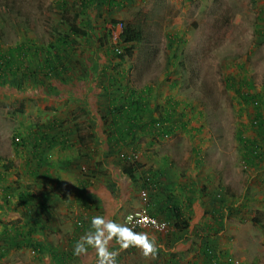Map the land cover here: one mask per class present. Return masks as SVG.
Returning <instances> with one entry per match:
<instances>
[{
	"label": "crops",
	"instance_id": "1",
	"mask_svg": "<svg viewBox=\"0 0 264 264\" xmlns=\"http://www.w3.org/2000/svg\"><path fill=\"white\" fill-rule=\"evenodd\" d=\"M128 1L72 0L71 21L85 25L81 33L86 40L75 45L83 51L81 57H68L72 47L58 40L56 46L45 50L40 62L30 60L29 69L44 70L48 80L45 82L43 76L42 80H27L29 88L36 86L32 88L36 95L33 101H27L30 106L26 114L30 117L25 114L27 120L21 118V126L17 127L24 146H0V151L5 147L11 161L8 167L0 164V264H96L97 253L92 247L79 256L73 254L75 242L90 228L91 217L102 215L125 224L126 214L140 207L165 220L170 230L163 235L135 231L155 237V254L148 256L136 246L121 249L114 238L109 248L118 252L117 264H212L211 258H218L217 250L225 249V255L228 254L226 240L234 237V232L231 241H239L241 223L236 201L230 199L234 206L229 208L220 197L217 199L234 187L233 183V187H225L226 157L217 153L221 158L216 155L215 168L209 170L198 157L209 146L200 142L191 146L187 139L156 142L167 139L164 140L160 124L156 125L161 120L153 118L160 109L151 110L154 107L146 100V90L158 95L165 82L146 86L150 84L146 81L150 74L145 69L133 72L134 79L129 81L118 69L124 68L123 59L110 62L95 58L99 47L103 48V36L98 43L88 37L98 20L95 12H103L101 18L105 21L108 17L121 20L132 7ZM130 21L138 19L131 17ZM53 53L58 55L55 68L51 67L52 58L49 59ZM28 56L27 53L25 57ZM142 63L140 67L149 64ZM16 86L21 87L20 83ZM38 87L43 88L42 92L36 91ZM163 88L166 95L169 89ZM32 104L38 105V112ZM151 112L155 113L148 117ZM162 112H168L165 117L169 121V111L164 107ZM36 114L42 117L35 120ZM257 114L255 111V117L264 125V116ZM252 134L247 133L251 144L255 143ZM191 147L193 155L189 153ZM171 148L183 150L176 154ZM120 150L124 152L119 155ZM127 162L136 163L132 179L124 170ZM142 191L147 194L146 200L141 197ZM23 193L32 194L24 207L18 201ZM8 194L7 201L4 195ZM223 205L227 210L235 208L229 212L235 221L229 226L222 223L227 217L221 221L215 220L216 216L212 218L223 211ZM26 207L32 208L33 213L28 215ZM182 226L185 227L181 229ZM193 235L200 237V241ZM207 246H212L213 252ZM158 253L163 254L161 259L155 258ZM224 258L223 253L219 254L216 264H225L219 263ZM227 259L226 264L232 263Z\"/></svg>",
	"mask_w": 264,
	"mask_h": 264
},
{
	"label": "rangeland",
	"instance_id": "2",
	"mask_svg": "<svg viewBox=\"0 0 264 264\" xmlns=\"http://www.w3.org/2000/svg\"><path fill=\"white\" fill-rule=\"evenodd\" d=\"M67 1L0 0V52L7 55L9 49L24 45L29 54L28 59L23 55L21 61L15 60L20 69L15 76L6 75L0 84V146L4 144L10 147L15 137L20 138L17 127L21 126L20 120L25 118L30 106L27 101H33L36 95L32 91L36 86L29 88L31 84L27 85V80L31 82L34 77L42 80L41 76L45 82L48 80L44 70L29 69L30 60L35 64L40 62L45 50L58 44V38L64 39L72 47L68 57H81L83 54L75 45L86 40L81 33L85 25L71 21L74 10L72 0L68 4ZM128 2L132 7L127 9L121 20L108 17L105 21V18H101L103 12L99 15L97 10L95 16L98 20L91 26L88 37L98 43V38L106 35L108 23L130 21L131 17L138 19L143 29V40L131 46V51L122 58L124 68L119 66L118 69L129 81L134 79L133 72L145 69L150 74V79H146L150 84L146 86L151 87V83H160V86L164 81L169 89L166 95L163 85L159 87L158 95L146 90V100L154 107L151 110L160 109V113L153 118L166 121L165 113L168 112L163 113V108L169 111L166 126L172 132L164 138L166 141L156 142L166 144L174 139H187L191 146L196 142L209 146L198 156L203 160V167L209 170L215 168L217 153L226 157L223 169L228 177L224 181L225 187L232 186V183L234 187L230 188L229 194L222 191L223 194L218 195L217 199H222L229 208L234 206L230 204V199L236 201L241 223L236 234L239 241H231L235 237L234 232V237L226 240L229 255H225V249H215L218 258H211L212 261L219 260V254L223 253L225 258L219 263L226 264L227 258H230V264H264V137L261 136L264 135V125L256 127L253 123L257 118L255 111L260 118L264 112L257 111L251 103L253 98L264 101V0ZM134 7L138 8V12ZM59 21H65V24ZM103 48L99 47L95 58L120 61L117 56L107 52L106 44H103ZM142 61H147L148 66L140 67L144 63ZM29 70L32 74H29ZM18 83L21 86L19 89L16 86ZM41 90L43 88L36 89L38 92ZM241 95L251 100H244ZM32 105L38 112V105ZM154 113L151 112L148 117ZM26 117L30 116L26 114ZM41 117L34 115L35 120ZM248 132L255 136V143H252L255 149L253 155L249 156L251 163L244 159L245 145L251 144ZM207 142H211V145ZM193 149L191 147L189 152L191 155ZM4 150L5 147L0 151V162L8 166L11 161ZM171 150L181 154L183 149ZM122 152L124 150H120L119 155ZM165 154L168 155L167 152ZM224 206V212L220 210L212 218L217 215L221 221L227 217L222 223L229 226L235 222L229 214L235 208L227 210ZM197 235L193 237L200 241ZM233 248L234 256L231 255ZM155 256L161 259L163 254Z\"/></svg>",
	"mask_w": 264,
	"mask_h": 264
},
{
	"label": "clouds",
	"instance_id": "3",
	"mask_svg": "<svg viewBox=\"0 0 264 264\" xmlns=\"http://www.w3.org/2000/svg\"><path fill=\"white\" fill-rule=\"evenodd\" d=\"M114 238L121 249L136 246L145 256L155 254V237L147 232H135L127 224L118 223L102 215L91 217L90 228L75 242L73 254L79 256L86 253L88 247H92L97 253L96 264H117L118 252L109 248Z\"/></svg>",
	"mask_w": 264,
	"mask_h": 264
},
{
	"label": "trees",
	"instance_id": "4",
	"mask_svg": "<svg viewBox=\"0 0 264 264\" xmlns=\"http://www.w3.org/2000/svg\"><path fill=\"white\" fill-rule=\"evenodd\" d=\"M112 23H116V21H112ZM122 23H123V27H124V32L121 35V40L124 43H126L127 46L129 45V47H126L122 54L117 55V57L119 59H122L124 57V55H126L129 51H131L130 48H131V46L133 44L140 43L143 40V29H142V26L138 22H132V21L126 20L124 22L122 21ZM58 40L60 41V43L65 42L64 39H62V38L61 39L58 38ZM106 41H107V36L104 35L103 36L102 45L103 44L105 45ZM9 50L10 51L8 52L7 55H4V54H2L0 52V84L3 83L4 77L6 75H8V76H11V75L15 76L16 75V72L20 69V66L16 63L15 60L17 59V60L21 61L22 58H23V55H26L28 53V50H27V48L24 45L15 46L14 48H11ZM52 55L53 56L50 57L49 59L52 58V60H51L52 66L51 67L55 68V64H56V62L58 60V57H56V56H58V55H55V53H53ZM47 60L48 59H46V62H47ZM241 98H243L244 100H251L250 97L245 96V95H241ZM255 99L256 98H253L251 100V103ZM257 100L260 101L261 99H257ZM103 118H104V116H103ZM165 120L168 121L167 117L165 118ZM166 121H162V120L161 121H156V124L157 123L160 124L159 125V129L161 128L160 130H161V133L163 134L164 137L168 136L170 134V132H171V130L168 128V126H164V124H163ZM258 123L260 124L259 118L257 119V123L256 124H258ZM262 125H263V123L260 124V126H262ZM16 138H18V140H16ZM13 144L15 146H24V143L22 142V140L19 137H15L14 138ZM245 147H246V152H248V154H244V159L247 161V163H251L252 160L249 158V156L253 155V150L255 149V147L252 144H248V146L245 145ZM0 164L3 165V166H6V165H4V163L2 161L0 162ZM135 165H136V163H130V162H127V163L124 164L125 173L131 179L133 177V173H134L133 171L136 168ZM30 195L32 197V194H24L23 193V194L19 195V197H18L19 200L18 201H19V204L22 207H24V205H27ZM9 197H10V194H8V197H6V195H4V199L7 200V201L9 199ZM26 208H24V209H26ZM26 210L28 211L27 212L28 215L30 213H33V210L30 207H28ZM216 218H215V220H217ZM184 227L185 226H182L180 228L183 229ZM207 249L208 250H212V246H207Z\"/></svg>",
	"mask_w": 264,
	"mask_h": 264
},
{
	"label": "built area",
	"instance_id": "5",
	"mask_svg": "<svg viewBox=\"0 0 264 264\" xmlns=\"http://www.w3.org/2000/svg\"><path fill=\"white\" fill-rule=\"evenodd\" d=\"M123 32L124 27L122 21H116V23H108L106 32V48L114 56L122 54L127 46V44L121 40V35L123 34ZM252 106L256 108L257 111L264 112V101H258L257 99H255L252 102ZM253 123H257V120H254ZM156 125L158 126L159 124ZM16 140H18V138H16ZM146 196V192L142 191L141 197L146 200ZM124 220L125 224L132 227L134 231L145 230L163 235L168 233V231L170 230L169 225L165 220L152 215L146 207H140L135 211L127 213ZM79 224L80 222L77 221V225ZM213 262V264H216L215 260Z\"/></svg>",
	"mask_w": 264,
	"mask_h": 264
}]
</instances>
